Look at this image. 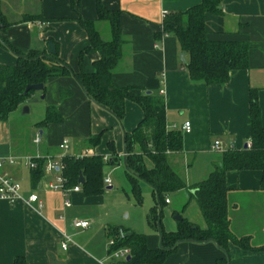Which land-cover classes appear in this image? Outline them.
I'll return each instance as SVG.
<instances>
[{
    "label": "crops",
    "instance_id": "0c3cea01",
    "mask_svg": "<svg viewBox=\"0 0 264 264\" xmlns=\"http://www.w3.org/2000/svg\"><path fill=\"white\" fill-rule=\"evenodd\" d=\"M200 1L105 0L109 9L120 12L124 40L121 61L112 73L113 84L118 88H140L162 97L167 129L181 132L185 122L190 124L189 133L182 132L183 152L169 154L167 159L171 169L187 186L205 179L213 163L219 161L220 154L229 149L241 150L248 142L251 90L256 91L264 127V0H224L220 16H206L209 41L249 45L248 68L232 72L222 86L209 87L192 84L179 60L182 52L175 39L168 35L159 37L164 20L162 13L184 11ZM1 12L12 26L0 33V38L6 39L12 48L22 53L46 51L47 41L51 40L58 57L73 73H92L99 54L88 53L78 60L88 39L76 19L96 20L94 0H1ZM22 15H40L46 21L19 22ZM97 28L99 31L100 25ZM101 38L106 40L102 35ZM184 58L187 61L185 54ZM15 61L11 51L0 44V65L13 66ZM60 90L69 94L61 99ZM45 91L42 106L56 107L62 118L60 124H50L42 129L36 127L40 122L38 119L26 124L20 113L24 103L5 122L0 121V158L14 156L20 159L15 165L6 167L20 186V199L13 205L0 202V264H14L17 258L22 259L23 264H114L108 252V229L118 227L136 233L135 226H122L107 213L103 214L102 195L86 197L81 191L73 193L70 207L64 209L62 195L49 189L55 182V174L43 173L34 184L31 171L22 159L38 157L42 160L56 156L60 153L58 145L65 139L68 140L65 154L74 157L87 149L85 141L95 135L100 136L98 145L88 148L94 156L123 157V133L135 128L142 119V111L139 106L126 102L123 121L119 123L109 112L91 103L72 77L48 80ZM37 105L26 104L28 113ZM36 134L40 136L38 144H34ZM214 142L219 143L221 153L211 150ZM143 162L147 169H152L151 162L146 159ZM225 175L232 234L238 238L249 237L253 247H264L261 172H228ZM111 187L106 188L111 190ZM31 195L38 197L40 206L27 203ZM174 195L179 200L180 210L177 205L173 206L169 197L165 199L168 204L165 203L160 220L164 232L176 231L175 214L203 228L197 206L193 202L184 206L188 193ZM147 212L144 207L146 216ZM74 219L85 220L90 225L82 230L73 229L70 222ZM136 234L146 236L150 250L159 247L157 232L146 229ZM63 235L71 239L65 251L61 249ZM228 249L230 264H264V251H243L232 244ZM174 250L163 264H215L222 257L220 249L210 242L186 241L177 244Z\"/></svg>",
    "mask_w": 264,
    "mask_h": 264
},
{
    "label": "trees",
    "instance_id": "16d2710c",
    "mask_svg": "<svg viewBox=\"0 0 264 264\" xmlns=\"http://www.w3.org/2000/svg\"><path fill=\"white\" fill-rule=\"evenodd\" d=\"M96 20L86 21L77 17L80 28L85 31L88 39L78 60L83 55L97 52L99 59L94 63L92 73H73L69 65L58 57L55 47L54 54L47 51L30 50L22 53L11 47L6 39L0 38L2 47L7 48L15 56V65H0V121L17 111L34 92L25 93L26 86L42 85L41 95L45 94L48 80L53 78L72 77L83 91L86 98L95 105L109 112L119 123L123 121L125 103L130 102L140 107L142 119L133 130L124 132V158L111 157L104 163L101 156L77 159L66 155L62 160L63 178L67 187L78 186V177L82 175L84 183L80 186L86 197H96L103 191V168L113 164L125 163V176L130 183V191L136 205H140L142 195L139 183L145 182L150 189L154 205L149 209L146 221L151 230L157 232L160 247L150 250L146 245V236L130 232V237L121 239L118 227L108 229V237L114 240L108 252L112 254L118 249H129L130 259L127 262L114 264H163L182 242L213 243L222 252V257L215 264H230L228 245L232 244L243 251L260 252L259 248L250 245V238H238L230 230L228 218L227 196L229 190L225 184L228 172L260 171L262 174L261 189L264 190V127L256 91L249 93V148L241 150L229 149L220 154L219 161L213 163L208 176L194 185L187 186L171 169L167 162L169 154L183 152L182 132L167 129L165 103L163 98L140 88L116 87L112 82V73L122 58L124 40L120 30V12L109 9L105 0H94ZM224 0H201L200 3L184 11L169 13L162 22V32L175 39L179 51L186 55L183 65L192 84L200 83L207 87L222 86L230 78L232 72H240L248 68L249 45L243 42L213 41L207 39L205 18L208 15L220 16V8ZM46 21L40 15H22L19 22ZM52 21V20H48ZM100 23H107L110 32L109 40H102L98 31ZM11 23L1 12L0 0V33ZM69 93L60 90L64 99ZM61 115L54 106L46 108L44 117L36 124L42 129L50 124H60ZM100 136L95 135L85 141L86 148L98 145ZM109 148L113 151L112 146ZM143 159L152 163L147 169ZM43 160H36V169L31 171V180L36 184L44 173ZM124 166V165H123ZM186 191L188 202H193L198 209L204 227L198 228L186 219L178 222L175 232L165 233L161 223L162 209L165 199L171 194ZM190 191H193L191 193ZM14 264H23L22 259H15Z\"/></svg>",
    "mask_w": 264,
    "mask_h": 264
},
{
    "label": "built area",
    "instance_id": "2783aa9c",
    "mask_svg": "<svg viewBox=\"0 0 264 264\" xmlns=\"http://www.w3.org/2000/svg\"><path fill=\"white\" fill-rule=\"evenodd\" d=\"M166 15H167L166 13H162V18L164 19ZM189 131H190V124L189 122H185L183 126L181 127V132L189 133ZM39 142H40V136L36 134L35 139H34V144L35 143L38 144ZM67 145H68V140L65 139L57 147V149L60 151L59 154H57L56 156L46 157L42 159L44 162L43 164L44 173L45 174H51V173L55 174V178H54L55 182L49 185V189L50 191L52 190V191L59 192L62 195V199H63L62 206L64 209H67L68 207H70L71 195L73 193H79L81 191L79 185L73 186V187H67L66 186L67 179L65 180L62 176V173L64 170V165H62V160L66 156L65 151L67 149ZM245 145H246V148L250 147L248 142ZM212 146H213L211 148L212 151L221 153V149L219 147L218 142H214ZM92 156H94L92 151L89 149H86L82 151L80 155H77L74 157L77 159H80V158H87V157H92ZM124 156L125 154L123 155V157L118 156L117 158L118 159L124 158ZM109 159L110 158L106 156L102 157V160L104 163L108 162ZM23 160H24V166L28 170L32 171L36 169V160H41V158L24 157ZM18 161H20V159L14 156H6V158H0V202H5L7 204L13 205L20 199V196H19L20 186L16 181L13 180V178L10 176L8 171H6V167L15 165L16 163H18ZM103 184L106 187H110L111 180L109 178H105L103 180ZM27 203L36 204L40 206V201L38 197L35 195H31L27 199ZM165 203L168 204V200H165ZM70 224L73 227V229H80V230L86 229L90 225V223H88L85 220L79 221L75 219L72 220ZM62 239L63 241L61 243V249L65 251L71 239L64 235L62 236ZM113 244H114V240L113 239L109 240L108 246L112 247ZM127 257H130V252L128 248L118 249L112 252V254L110 255V260L113 263H122V262H126Z\"/></svg>",
    "mask_w": 264,
    "mask_h": 264
},
{
    "label": "rangeland",
    "instance_id": "374dc122",
    "mask_svg": "<svg viewBox=\"0 0 264 264\" xmlns=\"http://www.w3.org/2000/svg\"><path fill=\"white\" fill-rule=\"evenodd\" d=\"M99 31H101L100 33L104 39L109 40L110 32L108 31L107 23H100ZM32 96H34L33 99L29 98L24 102L25 106H23L20 110L22 115L19 113L26 124L33 122L35 119H38V121L43 119V114L45 113L46 108L49 107L42 106L43 100L41 99L42 95L40 92H34ZM34 103L38 105L32 107L30 113L23 114V109L27 107L26 104L32 105ZM102 175L104 179L109 178L112 182L111 190H106V186H104L101 194L103 196V214L107 213L110 215V219L112 218L114 222H120L122 226L134 225L135 227H132L135 229L136 233H141V230L150 229L148 222L146 221V213H143L144 207H146L147 211H149L150 206H152L151 192L149 191L147 184L142 181L139 183L142 200L140 205H136L133 200L132 192L130 191V183L125 176V168L122 163L119 162V164L105 166L103 168ZM169 199L171 200L173 206L177 205V210H180L178 203L179 200L175 198V195L171 194Z\"/></svg>",
    "mask_w": 264,
    "mask_h": 264
},
{
    "label": "water",
    "instance_id": "95a60500",
    "mask_svg": "<svg viewBox=\"0 0 264 264\" xmlns=\"http://www.w3.org/2000/svg\"><path fill=\"white\" fill-rule=\"evenodd\" d=\"M46 47H47V49H46L47 53L54 54L55 47L53 46V44L51 42H48ZM179 60L183 64L186 63V60L184 58V54L183 53H181L179 55ZM41 90H42V85L38 84V85H34V86H26L24 92L25 93H28V91L40 92ZM147 94H150V93H147ZM41 99L43 100V96H41ZM23 113H25V114L28 113V108L27 107H25L23 109ZM243 148L246 149V145ZM123 165L125 167V163L124 162H123ZM78 179H79L78 180V185L81 186L84 183V179H83L82 175H79ZM106 190H110V188H106ZM173 220L174 221H178V222L182 221L181 218L178 215H176V214L173 216ZM118 235H119V237L121 239H126L127 237H130L131 233L130 232L123 233L121 230H119ZM159 247H160V243H159ZM129 259H130V257H127L126 262L129 261Z\"/></svg>",
    "mask_w": 264,
    "mask_h": 264
}]
</instances>
